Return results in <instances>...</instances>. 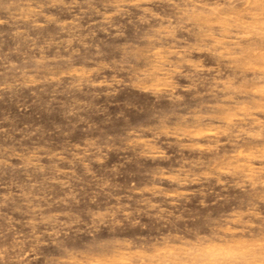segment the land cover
Listing matches in <instances>:
<instances>
[{
    "label": "rangeland",
    "instance_id": "374dc122",
    "mask_svg": "<svg viewBox=\"0 0 264 264\" xmlns=\"http://www.w3.org/2000/svg\"><path fill=\"white\" fill-rule=\"evenodd\" d=\"M0 264H264V0H0Z\"/></svg>",
    "mask_w": 264,
    "mask_h": 264
}]
</instances>
